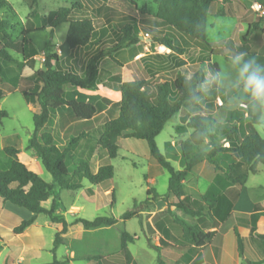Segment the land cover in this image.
Returning <instances> with one entry per match:
<instances>
[{"label":"trees","instance_id":"trees-1","mask_svg":"<svg viewBox=\"0 0 264 264\" xmlns=\"http://www.w3.org/2000/svg\"><path fill=\"white\" fill-rule=\"evenodd\" d=\"M68 1L69 5L60 6L45 17L37 10L39 0H28L27 3L31 6L28 17L33 19L34 27L18 28L22 21L16 9L9 0H0V101L6 93L18 88L24 69L33 68L36 56L42 53L44 67L35 70L33 75L28 77L35 81V85L29 90H23L29 101L40 106L39 111L34 113L35 129L28 140L27 148L35 150L40 162L53 176V181L48 182L38 172L30 169L19 159L20 148L6 146L2 149V154L10 160L7 166L0 162V198L3 202L9 201L32 213L31 217L23 219L13 227V233L22 234L36 222L39 214L44 213L53 223L60 224L53 243L52 251L55 253L58 247L65 243L64 235L68 232L69 223L65 218L55 215L57 194L50 208L42 205L48 200L50 191L81 189L84 179L98 185L113 178L115 173L112 164L101 165L94 172L90 166V157H76L73 150L79 141L87 138L88 144L93 143L92 145L98 148L99 156L100 150H103L110 158H115L119 150L118 139L133 137L146 140L152 156L170 173L169 193L160 194L156 189L148 188L147 198L142 201L135 200L134 207L126 211L121 219L108 216H98L93 220L77 218L76 222H80L88 230L117 226L120 231L119 248L107 254L85 253L78 258L66 256L63 259L55 257L49 264H67L75 259L102 261L108 264L118 261L123 253L131 260L133 255L128 245L135 241L136 235L126 229V221L138 217L143 225L142 213L155 209L160 203H166L165 212L166 216H169L166 220L170 224L165 233L162 232L161 245L176 249L205 245L212 237L213 231L200 224L203 225L209 220L215 224L226 220L233 210V201L227 196V189L233 185H245L249 176L258 172V165L264 163V136L255 127V124L261 123V100L254 98L244 86L241 87L236 93L247 105L230 110L225 121L218 122L213 114L199 112L208 95L203 89L207 77L202 69L194 71L190 76L178 71L172 82L164 79L157 83L154 92L145 88L147 80L144 78L125 80L120 83L118 89L111 91L117 102L110 105L107 111L108 120L100 127L94 128L99 133L93 135L90 131H83L71 136L66 143H61L53 132L58 108L67 106L82 120H90L97 114L96 105L69 100L66 92L79 88L106 90V85L98 79V69L99 61L106 55L107 50L93 55L84 72L77 73L61 66L53 30L41 50L29 34L44 30L47 25L53 29L62 23H68L66 39L69 46H84L91 41L96 30L93 22L95 17L102 13L112 16L125 14L127 18L115 23L123 33L120 38V46L123 47L138 42V16L149 12L147 5L140 7L137 0H93L91 8L85 7L80 0ZM154 1L157 4L154 17L164 23L168 31L154 36L153 42L169 47L171 52L177 55L185 54L190 48H198L207 53L210 59V54L223 53L224 49H228L232 54L243 53L244 61L252 60L249 58L250 54H254L250 53L253 43L251 36L255 34L258 38L264 35L263 19H259L249 26L242 37V44H236L232 38L211 43L208 40L207 27L210 7L214 0ZM227 1L229 0L217 1L220 15H223L224 3ZM253 1L246 3L247 8L252 6ZM16 37L20 38L17 43ZM13 46H16L18 56L10 51ZM228 59L234 61L232 57ZM213 67L217 70V63H213ZM225 90V87L211 89L209 95L212 98L219 95L226 99ZM185 104H190L193 115L186 125H178L176 130L183 134L188 129L192 131L179 143L182 169H178L161 152L156 138ZM7 115L5 110H0V125ZM204 139L207 140L206 148H202ZM168 146L170 150L174 149L170 141ZM203 161L213 165L216 174L205 192L195 198L187 193L185 182L194 167ZM89 190L92 192L93 188ZM171 194L173 200H170ZM175 208L182 209L198 223H191L179 216L174 211ZM236 217L238 223L234 232L241 258L244 257L245 250L241 227L247 226L250 221L247 213H236ZM256 239L264 241V233L257 235ZM192 264H200V260L196 259Z\"/></svg>","mask_w":264,"mask_h":264},{"label":"rangeland","instance_id":"rangeland-1","mask_svg":"<svg viewBox=\"0 0 264 264\" xmlns=\"http://www.w3.org/2000/svg\"><path fill=\"white\" fill-rule=\"evenodd\" d=\"M9 1L16 9L22 21V25H19L18 28L34 27L33 19L28 17L31 12V6L27 3L28 0ZM217 1H213L208 17L207 36L211 43H218L232 38L236 43L240 44L243 43V35L246 34L249 26L254 21L263 19L262 27H264V1L259 0L263 3V9L257 11L252 7L247 8L241 0H229L224 3L223 15H220ZM68 2V0H40L37 10L40 15L47 17L58 7L70 4ZM137 2L140 7L146 4L149 11L148 14L151 16L157 10V4L154 0H137ZM67 29L68 23H62L55 28L56 38L59 42L65 38ZM146 29L152 32L151 34L153 35L157 34L156 30L151 27ZM29 36L41 50L44 43L50 38V28L33 31ZM18 38L16 37V43L19 41ZM155 45L158 47L155 48ZM159 45V42H155L153 46V50L157 51L156 53H169L165 47L162 49ZM10 51L16 56L19 55L16 46H13ZM251 51L254 54H250L249 58L264 66V35L253 44ZM191 52L189 51L187 54L189 55ZM237 55L239 54H232L228 49H224L223 53L216 52L210 54L211 61L208 63L205 60L201 61L199 59L197 62L195 61L187 66L172 60L160 61L164 65V68L159 71L158 76L151 77L145 73L147 77L145 88L148 91L154 92L157 83L164 79L172 82L178 71L190 76L194 71L202 69L207 77V82L203 85V89L207 91L208 95L201 104L199 112L202 114L211 113L217 118L218 122H223L230 110L247 105L236 93L244 86L239 76V67L228 59V57L234 59ZM213 63H217V70L213 67ZM43 67L44 59L40 55H37L34 67H26L24 69L18 88L6 93L0 101V110H5L8 114L2 119V124L0 125V162L4 166H7L10 158L2 154V149L6 146H16L21 149L19 159L27 166L35 161L38 167V171L36 172L46 181L52 182V174L40 162L35 150L27 148L28 140L35 129L33 117L34 113L39 111V104L29 101L24 96L23 90H29L35 85V81L28 77L33 75L36 69ZM112 84L116 85L113 82ZM221 87H225L226 89V99L219 95L215 98L209 95L211 89L217 90ZM112 94V92L79 89V92H68L67 98L96 104L98 96L104 95L112 98ZM261 103L263 104L261 123L255 124V127L264 136V101L261 100ZM107 105L105 101H100L98 104L100 110L107 107ZM63 109L70 110L69 107L63 106L60 111ZM192 115L193 110L190 104H185L181 111L166 124L156 138L161 152L178 169H182L179 143L187 138L192 130L188 129L183 134L179 133L176 127L178 125H186ZM108 118L109 116L103 113L92 124L96 128L100 127ZM65 126L64 118H56L53 132L61 143H66L71 136L80 134L82 130L87 129L93 135L99 133L93 127H89V125L84 127L75 125L70 129H66ZM169 141L172 144L175 143L172 150L168 146ZM92 144L87 143V138L81 139L73 150L74 155L81 158L90 157V166L94 172L101 165L112 164L115 171L114 177L98 185L91 184L87 179H84L83 187L78 190L56 189L50 191L48 200L43 202L42 205L50 208L57 194L55 215L65 218L69 223L68 232L64 235L65 243L61 244L55 253L52 251L53 243L60 224L53 223L48 215L42 213L37 216L36 222L26 229L28 233L17 236L12 231L13 227L23 219L31 217L32 213L9 201L3 202L0 198V235L2 237V241H0V264H49L55 257L63 259L66 256H76L78 258L85 253L107 254L115 251L119 248L120 244V231L117 226L88 230L80 222H76V219L81 217L93 220L98 216L121 219L126 211L134 207L135 200L142 201L147 198L148 188H154L160 194L169 193L170 173L152 156L146 140L133 137H120L118 139V155L115 158H110L103 150H100L101 154L99 156L97 148ZM206 145L207 140L204 139L202 148H206ZM207 164L209 168L201 164L199 168L197 167V170L195 167L187 178L185 188L187 193L192 197L197 198L196 187L198 190L203 191L215 175L213 165ZM34 167L36 166L34 165ZM258 169V172L251 174L246 184L243 185L240 192V201L237 205L238 208H250L253 202L264 198V163H260ZM239 187L238 185L237 188L239 189ZM89 188H93V191L90 192ZM229 193L232 195L231 192ZM165 209L166 203H160L153 211H144L142 213L143 225H141L140 218L138 217L128 219L126 221V229L136 235L135 241L128 245L129 250L134 256L131 260H128L126 254L123 253L121 255L122 258L119 257L118 261L109 262L108 264H184L185 259L177 263L176 261L179 260L177 254H171L169 253V249L162 250L161 247L156 245L158 236L156 228L159 224L167 227L170 226L166 220L169 216H166ZM175 210L177 209L175 208ZM180 213L184 218L193 220V218L184 214L182 210H180ZM254 219H256L254 227L248 225L246 228L242 227L244 229H241L245 241V254L244 257L240 258V264H264V260H262L264 255L260 252L261 250L256 242L257 235L264 233V214H260ZM172 225L175 224L172 223ZM228 225L229 222H225L226 228ZM175 227H178V225H175ZM230 234L234 235L232 232ZM192 253L193 251L189 255ZM162 259L165 260V263H160ZM254 261L259 262L254 263ZM233 263V258L228 248L224 264ZM67 264L106 263L75 259L70 260Z\"/></svg>","mask_w":264,"mask_h":264},{"label":"crops","instance_id":"crops-1","mask_svg":"<svg viewBox=\"0 0 264 264\" xmlns=\"http://www.w3.org/2000/svg\"><path fill=\"white\" fill-rule=\"evenodd\" d=\"M80 1L84 3L85 7H89V8L92 7L93 0H80ZM241 1H243L244 5L247 7L246 3L250 0H241ZM255 2H259L263 4L259 0H254L252 4ZM211 7H210V10H211ZM125 18H127V15L125 14H117V15L112 16L106 13H102L99 17H95L93 19V22H94L96 30L92 36L91 41L87 45H84V46L80 45L74 48H71L67 42V39H66L67 32L65 34V38L59 42V40L56 38V33H55L56 27L51 29V27L47 25L45 29L50 28V32L51 30H53L54 40L57 43V50L60 55L61 66H63L64 68L73 70L77 73L84 72L87 62L93 55L103 50H107L106 55H104L99 61V69H98V79L100 82L106 85L107 88L106 90L100 89L96 91H104L107 93H111L113 89H118L120 83L125 80H131L135 78L147 79L145 73L149 74L151 77L158 76L159 71L164 68V65L161 64L160 61H164V60L177 61V63L183 64L185 66L190 65L195 61L197 62L199 59H201V61L205 60L207 63L211 61V56L209 59V56L207 55V53L200 51V49L198 48H190L189 50H187L185 54L178 56V55L172 54L171 49L169 47L163 44H160L161 46H164L165 49L169 51V53H165V54L156 53L157 51L153 50V46L155 44V42H153V37L166 33L168 31V27L164 23L157 20L154 17V14L151 16L148 13L138 16V26L140 29L138 42L122 47L120 46V38L123 33L119 30L118 26L115 23L116 21H121V20H124ZM148 27L155 29L157 34L155 35L151 34L152 32L146 29ZM68 28H69V24H68ZM144 28L145 30H143ZM147 33L149 34V37L145 36ZM261 37H263V35L259 36L258 38H256L255 34L251 36V38L253 39L252 41L253 43L251 44L250 53H254L253 51H251L252 46ZM154 47L157 48L158 46L155 45ZM195 49H197V51H195ZM191 50H194V51L191 52ZM189 51L191 52V54L188 55L187 53ZM38 55H40L44 59V56L42 55V53ZM112 82L116 83V85H113ZM111 85H113V87H111ZM79 89L67 90L66 97H68V92L70 91L79 92ZM68 99L75 100L74 98H68ZM100 101H105L108 104L107 107L102 108L100 110L98 106ZM115 102H117V99H115L114 97L110 98L104 95L98 96L96 104L93 103L97 107V114L95 115L94 118L90 120H82V119L77 118L71 109H70L71 111L69 109H63L62 111H60L63 106L58 108L56 118H60V119L64 118V124L66 125L65 126L66 129H70L71 127L75 125L83 126V127L86 125H89V127L96 128L95 125L92 124V122H94L96 118L99 117L103 113H106L108 115L107 111L110 108V105ZM39 109H40V106H39ZM83 131H89V130L86 129V130H82V132ZM172 145L174 146L175 143H173ZM98 152L99 150L97 148V153ZM206 162L207 161H203L199 163L198 165H196L195 166L196 170H197V167L199 168L201 164L204 167L208 166L209 168V165L207 164L208 162L207 163ZM34 165L36 167H34ZM28 167L34 171H38V167L35 161L28 164ZM197 174H198V171H197ZM215 174H216V171H215ZM237 186L238 185H233L229 187L226 191L227 196L233 201V210H232L231 215L226 220L218 222L217 224H215L212 220L207 221L203 225L200 224L202 227H205L208 230L213 231L212 237L205 245L191 246L187 249H176L172 247L163 246L161 245L160 238L163 236L162 232L165 233V230L168 228L167 226H163V224H159V226L156 228V231L158 233V236L156 239V245L161 247L162 250L169 249V253L171 254H177L179 256V260L176 261L177 263L185 259L184 264H192L196 259L200 260V264H224L225 254L229 248L232 258H233V262H234L233 264H240L238 241H237V236L234 232V228L236 227L238 223L236 213L249 214L250 222L248 225L249 226L252 225L254 227L256 223V219L254 218H256L260 214H264V198L253 202L250 208H246V209L238 208L237 205H238V202L240 201V197H241L240 192L242 191L243 185H239L240 186L239 189L237 188ZM207 187L203 191L198 190L196 187V190L198 193L197 197H200V195L205 192ZM229 192H231L232 195H230ZM170 200H173L172 194L170 195ZM176 209L177 210L174 209V211L179 216L183 217L180 213V210L182 209L180 208H176ZM153 210L145 211V212H151ZM184 214L186 213L184 212ZM188 221L191 223H198V221L195 218H193V220H188ZM225 222H229V225L227 228L225 227ZM247 226H244V228H246ZM244 228L241 227V229H244ZM230 232H232L234 235H231ZM25 233H28V232L25 230L22 234H19V235H25ZM256 242H257V246L261 250L260 252L264 255L263 241H258L256 239ZM191 251H193V253L189 255ZM244 254H245V250H244ZM262 260H264V258ZM258 262L259 261H254V263H258ZM160 263H165V260L164 259L160 260Z\"/></svg>","mask_w":264,"mask_h":264},{"label":"clouds","instance_id":"clouds-1","mask_svg":"<svg viewBox=\"0 0 264 264\" xmlns=\"http://www.w3.org/2000/svg\"><path fill=\"white\" fill-rule=\"evenodd\" d=\"M243 53L234 58V63L239 65V76L244 87L258 100L264 101V66L253 60H243Z\"/></svg>","mask_w":264,"mask_h":264},{"label":"built area","instance_id":"built-area-1","mask_svg":"<svg viewBox=\"0 0 264 264\" xmlns=\"http://www.w3.org/2000/svg\"><path fill=\"white\" fill-rule=\"evenodd\" d=\"M252 8H253L254 10L261 11V10L263 9V6H262V4L259 3V2H255V3L252 4ZM145 36H149V34L147 33ZM159 47H161V45H159ZM244 106H245V105H244Z\"/></svg>","mask_w":264,"mask_h":264},{"label":"bare ground","instance_id":"bare-ground-1","mask_svg":"<svg viewBox=\"0 0 264 264\" xmlns=\"http://www.w3.org/2000/svg\"><path fill=\"white\" fill-rule=\"evenodd\" d=\"M161 48L163 49V48H164V46H161Z\"/></svg>","mask_w":264,"mask_h":264}]
</instances>
